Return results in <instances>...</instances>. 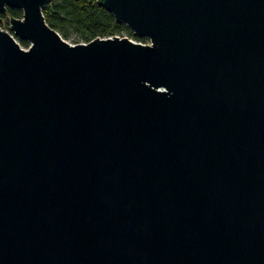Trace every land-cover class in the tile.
<instances>
[{"label":"water","instance_id":"obj_1","mask_svg":"<svg viewBox=\"0 0 264 264\" xmlns=\"http://www.w3.org/2000/svg\"><path fill=\"white\" fill-rule=\"evenodd\" d=\"M50 1L0 0V264H264V0Z\"/></svg>","mask_w":264,"mask_h":264},{"label":"trees","instance_id":"obj_2","mask_svg":"<svg viewBox=\"0 0 264 264\" xmlns=\"http://www.w3.org/2000/svg\"><path fill=\"white\" fill-rule=\"evenodd\" d=\"M44 15L50 26L58 30L65 39L72 38L76 43L116 34L148 41L147 37L134 35L125 23L117 22L113 13L99 5L97 0H51L44 9ZM2 16L1 25L8 29V18L22 17L23 11L20 8L8 7ZM19 40L22 44L29 45L27 40Z\"/></svg>","mask_w":264,"mask_h":264},{"label":"built area","instance_id":"obj_3","mask_svg":"<svg viewBox=\"0 0 264 264\" xmlns=\"http://www.w3.org/2000/svg\"><path fill=\"white\" fill-rule=\"evenodd\" d=\"M116 35H118V36H128V35H119V34H116ZM112 36H114V35H111V36H108V37H112ZM128 37L131 38V39L134 40V41L143 42V41H140V40H138V39H135L134 37H130V36H128ZM148 42H149V40L146 41V42H143V43H148Z\"/></svg>","mask_w":264,"mask_h":264},{"label":"rangeland","instance_id":"obj_4","mask_svg":"<svg viewBox=\"0 0 264 264\" xmlns=\"http://www.w3.org/2000/svg\"><path fill=\"white\" fill-rule=\"evenodd\" d=\"M124 33H126L125 31H124ZM18 39V41L20 42V40H19V38H17ZM66 40H68L69 42H71V43H76V42H74V40L72 39V38H68V39H66ZM80 42H83V41H80ZM20 44L23 46V47H28V46H26V45H24V44H22L21 42H20Z\"/></svg>","mask_w":264,"mask_h":264},{"label":"flooded vegetation","instance_id":"obj_5","mask_svg":"<svg viewBox=\"0 0 264 264\" xmlns=\"http://www.w3.org/2000/svg\"><path fill=\"white\" fill-rule=\"evenodd\" d=\"M7 10H8V8H7ZM7 12V11H6ZM6 12H0V16L3 18V14H5ZM8 20H9V18H8ZM2 22V21H1ZM1 22H0V25H1ZM1 27H2V25H1ZM2 28H4V27H2ZM4 29H7V28H4ZM8 30V29H7Z\"/></svg>","mask_w":264,"mask_h":264}]
</instances>
